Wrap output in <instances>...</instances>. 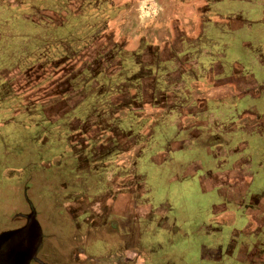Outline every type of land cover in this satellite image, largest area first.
Listing matches in <instances>:
<instances>
[{"label": "rangeland", "instance_id": "rangeland-1", "mask_svg": "<svg viewBox=\"0 0 264 264\" xmlns=\"http://www.w3.org/2000/svg\"><path fill=\"white\" fill-rule=\"evenodd\" d=\"M175 4L0 0V233L21 225L30 203L41 234L62 252L69 218L85 212L93 226L107 218L96 234L116 243L141 232L135 260L147 252L156 264H234L245 254L248 264H264L247 242L239 245L232 217L222 218L223 201H253L245 233L264 231L262 180L251 171L264 167V100L251 97V80L235 90L248 95L206 100L222 84L209 83V73L223 69L203 55L243 40L263 65L264 0H206L230 21L220 28L208 13L201 41L162 51L156 41L170 28L181 35ZM244 155L256 161L242 166ZM222 222L228 227L216 230Z\"/></svg>", "mask_w": 264, "mask_h": 264}, {"label": "flooded vegetation", "instance_id": "flooded-vegetation-1", "mask_svg": "<svg viewBox=\"0 0 264 264\" xmlns=\"http://www.w3.org/2000/svg\"><path fill=\"white\" fill-rule=\"evenodd\" d=\"M223 205L224 207H226L225 211H223V213H225L226 215L222 218L226 219V217H229L230 215L232 217L230 219L231 220L230 224H235L238 226L236 230H239L237 231L238 236L240 235V237L238 238L239 245L242 244L241 242H247L249 246H252L251 249L252 248L253 249L251 251L253 253H255L258 256L264 255V231L261 228L259 229V231L253 228L254 230L252 229L251 232L245 233V230L248 228L250 221L254 220L253 217L248 216L247 211H255L256 210L255 203L253 201L250 202L248 200L246 202L241 201L239 204L236 203L233 204L229 202L225 203L223 201ZM228 209L230 210L231 213H233L232 215L229 214ZM85 214L86 213L84 212L82 215L79 216L77 215L73 218H69L71 220L70 223L72 224L71 232L69 234V239L66 238L68 234L65 236L66 240L63 238V241H65L66 243L67 240L69 241L71 240L68 243V249H65V251H67L66 257L63 256V253L65 251L64 252L61 251L62 248L64 249V246L63 247L59 246V244L56 242V239L53 238L52 234L42 233L35 251L34 258H32L28 264H140V263H144V259H146L148 264H152V262L156 264L155 258L152 259L148 257L147 252L145 254H142L144 258L141 257L139 258L140 260H135L133 257L134 254L132 253L134 249H137L138 246H140L141 244V237H140V234H142L141 232H139V234L138 233L135 234V238L132 236L131 233H128V235H130L128 239L121 240L119 238L118 243H116L117 239L112 240L110 236L105 239L103 236L100 235L98 236L96 234L97 229H99L100 227L107 226L106 224L107 218L103 220L102 224L99 223V225L93 226L89 221H87V218H85ZM23 219L24 221L21 225L14 227L12 229H18L24 227V224L26 223V217L24 216ZM113 220L114 221H111L110 223H113L115 225L116 220L115 219ZM228 223L222 222L220 225L218 226L214 225V226H217L215 228L216 230H220L227 228L228 225L226 224ZM144 225H143V230L147 231V234L144 237H146L147 239H153L152 236L155 234V232L152 234L150 233V229H149L150 226H148L149 223H144ZM28 226L26 225L25 227L29 228ZM82 228L83 230H81ZM188 238L189 236L187 237L183 235L182 240L187 241ZM241 238L243 239L241 240ZM100 243H104L108 245L104 249V251L102 249L98 250L99 247L101 246ZM163 243L165 244L167 243V241ZM163 243L159 245L155 244L154 246H163ZM143 248L147 249V247L141 246L140 253L143 252ZM157 250L160 249H152V251H157ZM47 251L48 253H50L49 255H47L46 253ZM98 252H102V255L97 256ZM248 252L250 253V249L248 250ZM237 253L238 251L236 252L235 256L237 255ZM249 253L247 255H249ZM134 256H136V254ZM238 256L239 255H237V257ZM245 256H246L245 254H243L242 256L240 255L239 256L240 259L238 260L235 259L234 264H248V262H246L245 260ZM247 257L248 256H246V259ZM163 259L165 258H162V261ZM248 261H252V260L249 259ZM227 262L229 263L230 260ZM253 262L260 264V261L257 259L256 261L254 260Z\"/></svg>", "mask_w": 264, "mask_h": 264}, {"label": "crops", "instance_id": "crops-1", "mask_svg": "<svg viewBox=\"0 0 264 264\" xmlns=\"http://www.w3.org/2000/svg\"><path fill=\"white\" fill-rule=\"evenodd\" d=\"M171 1L176 3L175 4L176 7H175V11H174L173 15L175 16V19H177L178 23H179L176 27H178V28L181 27V31H180L181 35H178V39H177V35H176L175 31L173 33V31L170 28L169 29V37H166L160 41H156L157 42L156 45H158V49H161L162 51H164L165 49H168L170 47H173L176 44H179L177 42V40L178 41L183 40L186 42L191 41V43L193 40L195 41L194 43H198L199 40L201 41L202 38H200V37L204 33V30L206 31V29H204V27L205 28L207 27L206 25L203 24V21H204V18L207 16L208 13L211 15L210 18L212 21L217 20V22H215V23H217L220 26V28H221L222 23H224L225 21H230L229 19L223 20L221 18V15H217L216 13L212 12L211 9L209 7H207L205 4L203 5L204 1H206V0H171ZM157 13H159V12H157ZM232 25H233V27H231L232 31L234 29L235 33L240 34L239 27L241 28V27H243V25L241 26V24L235 23V22ZM224 27H226V26H224ZM220 28L218 26H214V27H212V32L214 33L216 31L222 30ZM215 29H217V30H215ZM223 30L225 31L226 29H223ZM208 31H207L206 35H208ZM223 33L226 35V36H224V38L230 37L228 34H226V31ZM174 35H176V36H174ZM182 43H185V42H182ZM236 43L237 42L231 41L228 44L226 43V45L222 44V47L225 46L224 49L222 50V54H220L221 52H219L218 48H212L210 53H207V54L204 53L203 54L206 56L205 58H208V59L210 58V60L212 59L211 63H210L211 65H215V64L219 65L220 64L221 68L223 69L217 73H215L214 71L209 73L210 74V81H209V78H207L209 83H212V84L222 83V84L219 86H215V87L212 86L211 87L212 94L210 97L208 96L206 98V100H209V98H212V97L213 98H219L221 95H223L222 96L223 98L224 97H230V96L240 97V95L241 96L248 95L247 94L248 92H246V91H241V92L235 91L237 89L240 90L241 88L242 89L245 88L247 80H251L253 83V88H251V90H249L251 97L253 96L255 100H264V84H263L264 83V73L262 72L263 70L261 68L262 66H264V64L262 65V63L260 64L259 62L258 63L255 62L256 55H254L253 53L251 55L247 51V49L245 48V43H246L245 41L242 40V42L240 44H236ZM260 49H264V43L260 45ZM234 53H236V55H237L235 57L236 59L232 58L230 60H227L228 55L234 54ZM203 55H201V56H203ZM260 55H257V57H259ZM239 60H241V61H239ZM229 62H231V66L234 67L233 69H236L235 71H233V70L228 71L229 66H227V63H229ZM199 64L200 63H198V65ZM248 69H252V70H248ZM245 70H248L249 73H245ZM225 72H230V73L223 77V74H225ZM237 77L239 78V80H236ZM221 89H225V91H227V93L226 94H220V95L217 94L218 93L217 91H220ZM255 89H256V91H255ZM252 90L255 92L253 93ZM262 96H263V98H262ZM210 100H212V99H210ZM253 107H255V106H253ZM206 109H207V107H206ZM237 141L240 142L241 140H237ZM243 141H244L243 143L246 142L245 139ZM184 153L187 156H188V154H190L187 152H184ZM240 155H241V153H240ZM253 158L254 157H252V155H246V156L244 155V156H239L238 159H236V161H239L240 163L243 162L242 166H246V165L251 166L252 165L251 161H256V160H253ZM263 169H264V167L259 165V169L254 168L253 170H251L252 172H254V177L257 176L259 178V180H262L260 186L258 185V182H255V186L258 185V187H260L259 189L261 191L264 190V171H263ZM242 173L244 174V172H242ZM238 177H240V178L242 177L241 172L238 173ZM240 181H242V180H240ZM69 204H71V203L67 204L68 205L67 209L70 208L72 210L73 209L72 204L71 205H69ZM67 209L65 207L66 211H67ZM226 225H229V223Z\"/></svg>", "mask_w": 264, "mask_h": 264}, {"label": "water", "instance_id": "water-1", "mask_svg": "<svg viewBox=\"0 0 264 264\" xmlns=\"http://www.w3.org/2000/svg\"><path fill=\"white\" fill-rule=\"evenodd\" d=\"M29 206L24 227L0 233V264H28L34 258L41 230L30 203Z\"/></svg>", "mask_w": 264, "mask_h": 264}]
</instances>
